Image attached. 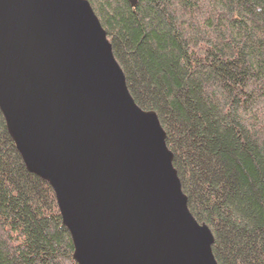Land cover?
Listing matches in <instances>:
<instances>
[{
    "label": "trees",
    "instance_id": "1",
    "mask_svg": "<svg viewBox=\"0 0 264 264\" xmlns=\"http://www.w3.org/2000/svg\"><path fill=\"white\" fill-rule=\"evenodd\" d=\"M155 112L217 264H264V0H87ZM54 193L0 113V264H77Z\"/></svg>",
    "mask_w": 264,
    "mask_h": 264
},
{
    "label": "water",
    "instance_id": "2",
    "mask_svg": "<svg viewBox=\"0 0 264 264\" xmlns=\"http://www.w3.org/2000/svg\"><path fill=\"white\" fill-rule=\"evenodd\" d=\"M0 113L51 187L77 264H217L87 0H0Z\"/></svg>",
    "mask_w": 264,
    "mask_h": 264
}]
</instances>
